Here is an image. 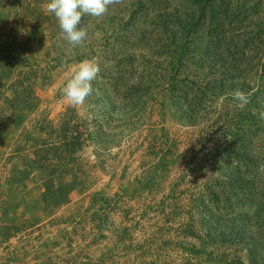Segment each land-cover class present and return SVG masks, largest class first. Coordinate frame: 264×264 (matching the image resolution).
Returning <instances> with one entry per match:
<instances>
[{
  "label": "rangeland",
  "instance_id": "obj_1",
  "mask_svg": "<svg viewBox=\"0 0 264 264\" xmlns=\"http://www.w3.org/2000/svg\"><path fill=\"white\" fill-rule=\"evenodd\" d=\"M48 2L0 0V145H17L10 176H0V264H264L263 193L255 191L253 207L232 198L222 211V225L250 213L255 262L243 243L210 239L200 211L220 175L219 147L245 110L254 122L242 123L251 127V178L264 181V0H230L228 17L212 14L217 0L206 8L197 0H112L103 15H82L77 27L87 35L76 46ZM198 21L204 39L196 40ZM221 21L220 52L210 55L206 39ZM85 59L100 72L84 104L71 105L60 89ZM174 74L199 87L192 121L181 110L195 99L175 110ZM222 80L226 90L215 94ZM236 90L247 94L242 107ZM145 185L167 195L160 217L138 218L128 202Z\"/></svg>",
  "mask_w": 264,
  "mask_h": 264
},
{
  "label": "trees",
  "instance_id": "obj_2",
  "mask_svg": "<svg viewBox=\"0 0 264 264\" xmlns=\"http://www.w3.org/2000/svg\"><path fill=\"white\" fill-rule=\"evenodd\" d=\"M197 1L204 2L203 4L206 8L209 1L213 0ZM217 5V10H213L212 14H222L225 12L226 14L224 17H228L230 0H217ZM204 7H202L203 13L201 18L205 16ZM215 18L220 19L221 17ZM223 23L224 22L221 21L217 26H213L212 30H210L209 38L206 39L207 52H220L221 44L225 35L223 29L220 30L219 28L221 24L224 28ZM200 24V21H198L192 29L195 33L196 40L204 39L202 38L201 33L199 34L198 32L200 30ZM187 40H192V37L189 38V36H187ZM194 45H196V43ZM183 46L185 47V45ZM209 52L208 54L212 55ZM263 70L264 64L259 68V71L263 72ZM189 80L179 79V77L174 74L170 76L168 87L176 111H179L184 107L185 103L183 101L195 99L196 103H189L184 110H181V112L186 111L189 120L192 121V113L197 111L196 106L199 105L202 97H200L201 93L195 79ZM224 83L223 80L221 82H215V94L223 93L226 90ZM231 85L233 87L237 86V84L233 82L230 84V88H232ZM110 96V92H104V98L106 100H109ZM108 102L114 107L111 100ZM202 102L200 104H202ZM242 113L245 114L241 120L236 122L235 131L232 132L231 139H225L223 144L219 147L218 154L223 155L222 159L218 161L220 175H218L213 183L207 184L206 194L201 198L200 211L205 218V224L207 227L206 235L210 239H220L221 241H225L228 238H233L235 241L243 243L248 250L250 261L255 262L258 241L255 239V235L252 231L250 213L248 211L246 213H239L229 225H222V220L225 218V213L222 211L224 208L227 210L228 206L233 203L232 198H236L237 202L247 200L251 203L249 207H253L252 201L255 200V191L264 194V181L258 183L255 179L251 178L253 173L252 170L257 168V164L253 159V145L251 144V140L246 137L248 130L251 127L245 129L242 125L243 121H248L253 124V116L250 115L252 118H248L247 115L249 112L246 110L242 111Z\"/></svg>",
  "mask_w": 264,
  "mask_h": 264
},
{
  "label": "clouds",
  "instance_id": "obj_3",
  "mask_svg": "<svg viewBox=\"0 0 264 264\" xmlns=\"http://www.w3.org/2000/svg\"><path fill=\"white\" fill-rule=\"evenodd\" d=\"M112 0H49L47 11L54 14L64 38L72 45H79L87 33L83 27H77L84 14L99 17L103 15ZM100 72L97 62L90 59L80 61L73 69L72 74L60 89L67 102L71 105H82L92 92V81ZM234 99L239 106L248 103L247 94L236 90ZM264 118V112H261Z\"/></svg>",
  "mask_w": 264,
  "mask_h": 264
},
{
  "label": "crops",
  "instance_id": "obj_4",
  "mask_svg": "<svg viewBox=\"0 0 264 264\" xmlns=\"http://www.w3.org/2000/svg\"><path fill=\"white\" fill-rule=\"evenodd\" d=\"M4 146L6 147V145H0V150L3 151V152H1L2 155L5 154L3 161L6 162V165L4 166L5 169L0 171V176L2 175L1 178L6 180L8 178V176H10L12 165H13V162L9 163L7 161V159L10 158V157H8V155L11 156L10 154H12V152H10L9 150H11L13 148V146H17V145H12L11 146L12 148L9 146V148L7 147V150L4 149ZM166 149H168V147H166ZM132 157L134 158L135 156L133 155ZM138 162H140V161L137 160V163ZM28 178L30 180L34 181V180H37V175L35 173H31ZM10 180L11 181L15 180V178H11ZM34 189H35V187L31 188V195L35 194L37 192V188L35 189V191H34ZM132 191L133 192L129 193V196H130L129 198H132V200L128 201V202H129V204H132V205L136 206V208L140 209L138 218H147V216H153L154 214H156L155 216L160 217L159 214L162 211L164 212V211L168 210L167 207H165L163 205L167 195L165 194V192L164 193L160 192L161 191L160 189H155V187L151 186V185H145L142 188L138 187ZM14 193L19 194V190L14 191ZM10 194H12V193H10ZM98 194H100V193H98ZM127 200H128V198H127ZM123 203H125V202H123ZM98 212L101 213V210L99 209ZM120 216H123V214L119 215V217ZM152 220L154 221L155 217H153ZM165 220L167 221V223L170 222L172 224L171 221H168V218ZM116 230L117 229L114 228L112 233H114V235L117 237V239L121 242L124 234L122 233V231H120V230L116 231ZM176 230H181V226H178ZM130 247L133 248V245H129L127 243V245L125 246V248H127V250H129ZM162 258L163 257H160V260ZM141 260L145 261V257L143 256ZM152 260H153L152 262H154V263L157 261L153 258H152ZM149 264H150V259H149Z\"/></svg>",
  "mask_w": 264,
  "mask_h": 264
}]
</instances>
